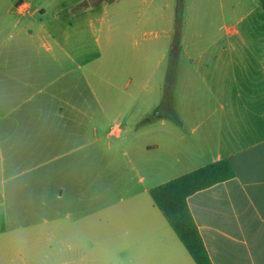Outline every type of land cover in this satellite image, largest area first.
Wrapping results in <instances>:
<instances>
[{
    "label": "crops",
    "instance_id": "1",
    "mask_svg": "<svg viewBox=\"0 0 264 264\" xmlns=\"http://www.w3.org/2000/svg\"><path fill=\"white\" fill-rule=\"evenodd\" d=\"M55 4L0 0V264H197L150 190L224 159L236 177L190 196V210L213 264H264V34L243 27L235 5L212 19L196 6L199 18L180 26L182 48L172 50V30L162 55L176 67L158 80L176 76V97L160 90L155 114H137L145 75L159 67L147 73L139 50L141 82L125 69L116 81L113 70L109 98L92 89L84 98L78 59L87 52L62 44L73 28L81 44L82 27L100 40L103 22L80 2ZM257 11L261 0L246 16ZM4 52H23L27 65L15 70ZM67 59L76 67L63 76L82 77L58 100L45 92ZM35 81L42 87L31 93ZM134 81L139 97L128 91Z\"/></svg>",
    "mask_w": 264,
    "mask_h": 264
},
{
    "label": "rangeland",
    "instance_id": "2",
    "mask_svg": "<svg viewBox=\"0 0 264 264\" xmlns=\"http://www.w3.org/2000/svg\"><path fill=\"white\" fill-rule=\"evenodd\" d=\"M259 0H51L56 2L55 5H66V7L74 6L80 2L79 10L91 7L88 9L90 16L97 20V26L103 22V31L100 33V40L97 39L98 32H91L89 28L85 32V27H82L84 33L79 36L81 44L74 45V28L71 29V35L73 38H66L63 42V46L73 51H86V55L78 59V62L84 66L83 76V93L84 98L98 97L102 99L109 98L110 89L112 90V80H110L111 72L114 70V79L118 81L124 78L122 70L130 71L131 77L134 80H142V77L138 74V52L139 50H145L147 52V58L145 61L146 72H152L155 68L159 67V74L154 73V76L150 74L145 75L147 82V92L140 96L143 100L140 106L137 107V114L145 111L148 114H155L153 112V106L159 100L158 91H162V99L168 100L169 98H175L177 91L174 88L176 84V76H169L170 81L165 82L161 87L159 78H161L160 72L166 67L170 70L171 67H176L173 64L174 59H163L162 55L165 53L167 45L172 43L173 51L180 50L181 43L180 38L177 41L178 26L185 25L188 21L198 19L197 13L199 9L193 10L196 6L202 5L200 10V19H212L216 10L220 11V6L223 5L224 9L229 10L233 5L236 6V10L246 17L243 27L255 28L257 33L264 34V13L257 11L252 17H247V13L251 11V7L255 5ZM264 3V0H261ZM58 15L67 21L72 23V15L67 16V13L60 10L57 7ZM69 13V12H68ZM212 16V17H211ZM103 20V21H102ZM73 24V23H72ZM198 24V23H196ZM200 25V24H198ZM52 29L57 30L58 26H53ZM172 30L175 34H172ZM181 33V30H180ZM173 35L171 43L167 44L170 40V36ZM109 37V40H108ZM58 39V37H55ZM65 39V38H64ZM111 39V40H110ZM83 41V42H82ZM57 44L55 43H52ZM52 45V46H53ZM50 46V47H52ZM37 46L34 51L37 56ZM53 50H59L58 47L53 46ZM61 50V49H60ZM42 56L45 58L48 55L45 48H41ZM19 55L13 60L11 53L4 52L3 61H10L11 66L15 70H19L21 67L27 65L26 59L23 57V52H18ZM182 62V60H180ZM161 62V64H160ZM43 62L38 58L34 60V66L37 69L42 66ZM53 70L61 68L59 71L51 74L49 81H55L53 85L45 93L51 95H57V99H60V92L69 91L66 94L69 96L73 93L72 85L73 80L77 81L82 77L80 72L72 70V73L68 76H63L64 71L67 69H75L76 64L71 60L61 61L59 64H55ZM34 82V86L30 92L35 93L37 89L42 87L41 84ZM47 83L45 82L44 85ZM135 81L133 82L130 93L139 97V90L134 88ZM43 85V86H44ZM92 90L94 93L92 95ZM176 91V92H175ZM115 96L123 94L120 90L115 88ZM64 96V95H63ZM64 97V98H68ZM122 97V96H120ZM178 98V97H177ZM164 100V101H165Z\"/></svg>",
    "mask_w": 264,
    "mask_h": 264
},
{
    "label": "trees",
    "instance_id": "3",
    "mask_svg": "<svg viewBox=\"0 0 264 264\" xmlns=\"http://www.w3.org/2000/svg\"><path fill=\"white\" fill-rule=\"evenodd\" d=\"M264 4V3H263ZM180 38L178 26L177 41ZM236 177L229 160H220L153 187L150 194L197 264H213L190 210L193 194Z\"/></svg>",
    "mask_w": 264,
    "mask_h": 264
}]
</instances>
